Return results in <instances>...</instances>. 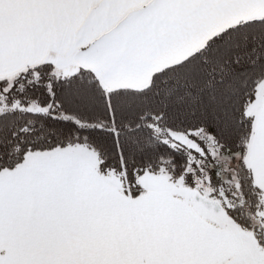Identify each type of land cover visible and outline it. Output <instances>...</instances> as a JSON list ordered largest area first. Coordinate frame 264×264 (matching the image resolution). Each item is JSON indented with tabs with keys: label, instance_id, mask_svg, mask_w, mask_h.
Returning <instances> with one entry per match:
<instances>
[{
	"label": "snow or ice",
	"instance_id": "6c2138e0",
	"mask_svg": "<svg viewBox=\"0 0 264 264\" xmlns=\"http://www.w3.org/2000/svg\"><path fill=\"white\" fill-rule=\"evenodd\" d=\"M0 264H264V0H0Z\"/></svg>",
	"mask_w": 264,
	"mask_h": 264
}]
</instances>
